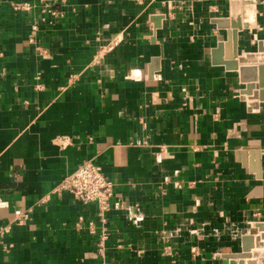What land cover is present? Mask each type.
I'll use <instances>...</instances> for the list:
<instances>
[{"label": "crops", "instance_id": "obj_1", "mask_svg": "<svg viewBox=\"0 0 264 264\" xmlns=\"http://www.w3.org/2000/svg\"><path fill=\"white\" fill-rule=\"evenodd\" d=\"M0 55V264H223L258 233L264 0H0ZM84 161L115 185L102 256L56 191Z\"/></svg>", "mask_w": 264, "mask_h": 264}, {"label": "built area", "instance_id": "obj_2", "mask_svg": "<svg viewBox=\"0 0 264 264\" xmlns=\"http://www.w3.org/2000/svg\"><path fill=\"white\" fill-rule=\"evenodd\" d=\"M47 2L51 0H41ZM15 10H31L33 7L29 3H23L21 5H14ZM35 30H37L35 28ZM35 38L32 37L31 43H34ZM113 48L111 46L108 51ZM44 53V52H43ZM1 56V55H0ZM57 192H69L78 201L84 204H95L97 206V219L101 226L99 233L96 231V225L94 222L88 224L89 231L93 235H98L97 248L100 256L105 252L104 248L108 240L110 239V231H108V214L112 207V200L115 197V185L110 181L100 168L92 161H84L81 165L67 177H65L59 187L56 188ZM6 203L0 200V208L6 207ZM15 223L20 224L26 221L29 215L25 212L15 211ZM84 217L79 219L80 223H83ZM12 225L0 226V240L5 239L8 233L11 232ZM103 264H107L103 262Z\"/></svg>", "mask_w": 264, "mask_h": 264}, {"label": "water", "instance_id": "obj_3", "mask_svg": "<svg viewBox=\"0 0 264 264\" xmlns=\"http://www.w3.org/2000/svg\"><path fill=\"white\" fill-rule=\"evenodd\" d=\"M231 27L233 29V39L235 40L237 31L239 29H242V21H241V15L236 11H232L231 16ZM223 44H220V46L213 52V56L215 57L219 51L221 52V49L223 48ZM251 57L248 56V58L241 59L239 62L240 64H248V60H250ZM262 60H264V57H261ZM232 61H224L221 62V64L227 65L228 70L230 69H236L239 70L241 81L242 82H249V81H257L249 80L252 79L249 76V74L253 73L255 69H251L249 67H239V63H230ZM257 71H260V81L259 84H251L245 91L247 94L251 92L253 89L259 90V94L261 96V101L264 102V66H260ZM254 78L255 74H253ZM249 80V81H247ZM255 228H257L258 233L253 235H245L242 237V247L243 252L241 254H237L232 256L231 258L225 259L223 264H259V259L264 258V222H257L255 223Z\"/></svg>", "mask_w": 264, "mask_h": 264}]
</instances>
